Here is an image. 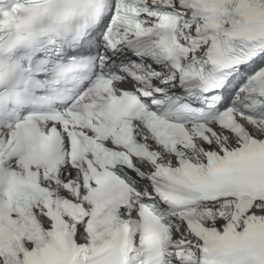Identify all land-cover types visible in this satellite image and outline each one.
I'll return each instance as SVG.
<instances>
[{
	"label": "snow or ice",
	"instance_id": "6c2138e0",
	"mask_svg": "<svg viewBox=\"0 0 264 264\" xmlns=\"http://www.w3.org/2000/svg\"><path fill=\"white\" fill-rule=\"evenodd\" d=\"M0 264H264V0H0Z\"/></svg>",
	"mask_w": 264,
	"mask_h": 264
}]
</instances>
